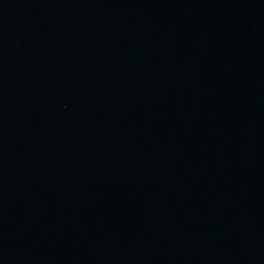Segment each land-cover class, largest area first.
Here are the masks:
<instances>
[{
	"label": "water",
	"instance_id": "obj_1",
	"mask_svg": "<svg viewBox=\"0 0 264 264\" xmlns=\"http://www.w3.org/2000/svg\"><path fill=\"white\" fill-rule=\"evenodd\" d=\"M0 264H264V0H0Z\"/></svg>",
	"mask_w": 264,
	"mask_h": 264
}]
</instances>
